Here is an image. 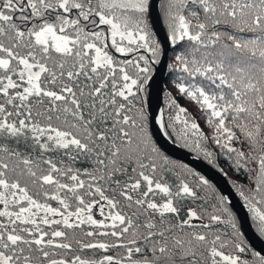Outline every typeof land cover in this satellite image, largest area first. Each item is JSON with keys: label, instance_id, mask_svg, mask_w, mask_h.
I'll use <instances>...</instances> for the list:
<instances>
[{"label": "snow or ice", "instance_id": "obj_1", "mask_svg": "<svg viewBox=\"0 0 264 264\" xmlns=\"http://www.w3.org/2000/svg\"><path fill=\"white\" fill-rule=\"evenodd\" d=\"M152 7L0 0V264H264L150 130L229 162L264 237V0H162L174 92L155 112Z\"/></svg>", "mask_w": 264, "mask_h": 264}, {"label": "water", "instance_id": "obj_2", "mask_svg": "<svg viewBox=\"0 0 264 264\" xmlns=\"http://www.w3.org/2000/svg\"><path fill=\"white\" fill-rule=\"evenodd\" d=\"M159 2L160 0H152L154 7L150 9L149 22L153 28V31L157 35V39L161 42L162 46L167 49V52L161 63L157 65L154 70L155 79L152 84L150 97L152 110L154 112L162 108L161 92L166 71L167 53L170 48L166 43V34L159 17ZM150 130L153 132V138L157 141L158 146L161 147V150L165 155H167L171 159L187 165L189 168H192L199 174L204 175L221 194L229 197L231 210L237 218L240 230L244 234L245 240L248 243L249 247L253 251L259 252L261 255H264V242L256 235V233L251 228L245 209L235 196L225 178L217 171L209 167L207 164L202 162L200 159H197L195 155L179 148L176 144L171 142L167 137L163 135V132L161 130H158L157 125H152Z\"/></svg>", "mask_w": 264, "mask_h": 264}, {"label": "trees", "instance_id": "obj_3", "mask_svg": "<svg viewBox=\"0 0 264 264\" xmlns=\"http://www.w3.org/2000/svg\"><path fill=\"white\" fill-rule=\"evenodd\" d=\"M162 2V0H160L159 4ZM158 11H159V17H160V21L162 23V26L164 28L165 34L167 35V29H166V25L164 23L163 20V13L159 8L158 5ZM173 56H174V50H172L171 48H169V51L167 53V64H166V71H165V77L163 80V87H162V92H161V105L162 108L165 106L164 105V100L165 97L167 95V93L169 91H173L174 89H172L171 83H170V73L168 71V65L172 63L173 61ZM181 104H183L185 107L189 108L191 111L195 112V109L190 105L187 104V102L181 100L180 101ZM205 131H207V129H205ZM171 142H173L171 139H169ZM179 148H181L178 144H176ZM187 152H189L187 149L181 148ZM193 155H195V153L189 152ZM196 156V155H195ZM171 159V158H170ZM202 162H204L205 164H207L209 167H211L212 169H214L215 171H217L219 174H221L226 182L228 183V185L230 186V188L232 189V191L234 192L235 196L237 197V199L239 200V202L241 203V205L243 206V208L245 209L247 216H248V220L250 223L251 228L253 229V231L256 233V235L264 242V237H261L255 227L254 222L251 220V215L250 213L247 211V209L244 207L243 205V201L241 200V198L239 197L238 193L235 191V189L232 187V183L233 181H235L238 184H244L245 186H247V183L243 180L242 176H238L237 173H235L232 168L229 166V162H226V160L224 158H221L218 161V164L216 166H213L212 164H209L206 160H204L202 157L199 158ZM172 161L179 163V164H183L181 162H178L174 159H171ZM220 169H223V171H221ZM225 173H227V175H225ZM238 223V222H237Z\"/></svg>", "mask_w": 264, "mask_h": 264}]
</instances>
